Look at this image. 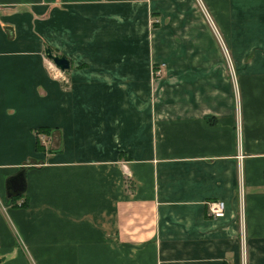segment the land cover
<instances>
[{"label":"crops","instance_id":"obj_1","mask_svg":"<svg viewBox=\"0 0 264 264\" xmlns=\"http://www.w3.org/2000/svg\"><path fill=\"white\" fill-rule=\"evenodd\" d=\"M0 264H264V0H0Z\"/></svg>","mask_w":264,"mask_h":264},{"label":"water","instance_id":"obj_2","mask_svg":"<svg viewBox=\"0 0 264 264\" xmlns=\"http://www.w3.org/2000/svg\"><path fill=\"white\" fill-rule=\"evenodd\" d=\"M45 54L61 71L66 72L71 69V63L68 58L54 55L50 49H46ZM5 187L8 199L22 196L26 192V179L24 171L9 177L6 181Z\"/></svg>","mask_w":264,"mask_h":264},{"label":"built area","instance_id":"obj_3","mask_svg":"<svg viewBox=\"0 0 264 264\" xmlns=\"http://www.w3.org/2000/svg\"><path fill=\"white\" fill-rule=\"evenodd\" d=\"M38 137L41 140L42 143H45V137L41 135V133H38ZM225 202L217 201L212 202L209 204V211L210 213L215 217H223L225 215Z\"/></svg>","mask_w":264,"mask_h":264},{"label":"rangeland","instance_id":"obj_4","mask_svg":"<svg viewBox=\"0 0 264 264\" xmlns=\"http://www.w3.org/2000/svg\"><path fill=\"white\" fill-rule=\"evenodd\" d=\"M197 5L201 13L210 21V3L211 0H196ZM212 203V202H211Z\"/></svg>","mask_w":264,"mask_h":264},{"label":"trees","instance_id":"obj_5","mask_svg":"<svg viewBox=\"0 0 264 264\" xmlns=\"http://www.w3.org/2000/svg\"><path fill=\"white\" fill-rule=\"evenodd\" d=\"M40 132L45 133V134H48L49 133V130L46 129V128H43L42 130H40ZM37 149L41 151L43 149V147L39 145Z\"/></svg>","mask_w":264,"mask_h":264}]
</instances>
